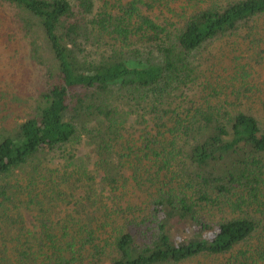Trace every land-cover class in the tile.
I'll return each mask as SVG.
<instances>
[{
    "label": "trees",
    "instance_id": "obj_1",
    "mask_svg": "<svg viewBox=\"0 0 264 264\" xmlns=\"http://www.w3.org/2000/svg\"><path fill=\"white\" fill-rule=\"evenodd\" d=\"M0 5L41 69L20 120L0 123V236L15 230L0 264H264V113L251 100L264 0ZM119 105L149 114L137 134L118 126ZM82 141L90 170L64 149ZM20 204L36 206L37 230ZM64 205L62 221L47 216Z\"/></svg>",
    "mask_w": 264,
    "mask_h": 264
},
{
    "label": "rangeland",
    "instance_id": "obj_2",
    "mask_svg": "<svg viewBox=\"0 0 264 264\" xmlns=\"http://www.w3.org/2000/svg\"><path fill=\"white\" fill-rule=\"evenodd\" d=\"M13 26L11 13L6 7L0 5V123H3L8 128L13 127L20 120L18 117L22 116L23 111H25L27 103L30 101V96L34 93L38 84L41 72L39 66L34 65L29 58L27 39L15 30ZM217 51L219 52L216 48L212 52L215 54ZM214 60L217 61V58ZM223 64L230 67L229 59H224ZM253 76L255 83L262 88V91L258 95L251 97V100L254 102L257 114L261 115L264 113V58L253 69ZM128 108L127 106L123 105L122 107L119 105V111L116 114L118 126L122 125L125 128H129L132 125L133 128L130 132L135 135L139 132L138 130L144 127L149 114H145V122L143 123L138 118L139 113L135 110L129 111ZM10 111L12 112L10 113ZM126 130L123 129L121 132L126 135L124 132ZM64 149L68 155H73L74 160H80L82 166L85 165L88 170L91 169L89 162L93 158L92 146L87 144L86 141L68 145ZM53 161L52 166L64 162L62 158H53ZM43 172L46 173V171ZM26 179H28L27 176L22 177L21 175L22 185L26 184ZM94 187H99L98 181L95 182ZM18 211L23 215L27 228L37 230L39 215L36 206L31 205V208H25L24 204H20V207L15 212L17 213ZM71 211L72 209H70L69 205L54 206L51 207V212L49 211L47 216H51L50 218L53 221H62ZM1 233V236H15V230H10L8 227H3V232ZM221 260H223L222 257L217 259L214 257H200L181 264H215Z\"/></svg>",
    "mask_w": 264,
    "mask_h": 264
}]
</instances>
